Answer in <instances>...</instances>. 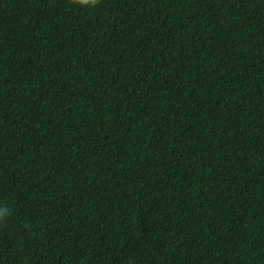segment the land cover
I'll return each instance as SVG.
<instances>
[{
    "label": "trees",
    "instance_id": "obj_1",
    "mask_svg": "<svg viewBox=\"0 0 264 264\" xmlns=\"http://www.w3.org/2000/svg\"><path fill=\"white\" fill-rule=\"evenodd\" d=\"M0 264H264V0H0Z\"/></svg>",
    "mask_w": 264,
    "mask_h": 264
},
{
    "label": "clouds",
    "instance_id": "obj_2",
    "mask_svg": "<svg viewBox=\"0 0 264 264\" xmlns=\"http://www.w3.org/2000/svg\"><path fill=\"white\" fill-rule=\"evenodd\" d=\"M72 3L81 8H92L96 5L97 0H72Z\"/></svg>",
    "mask_w": 264,
    "mask_h": 264
}]
</instances>
